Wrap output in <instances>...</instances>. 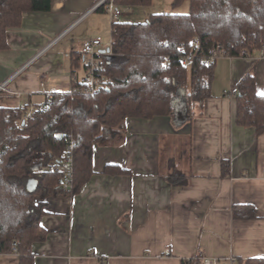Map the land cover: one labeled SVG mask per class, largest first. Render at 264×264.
I'll list each match as a JSON object with an SVG mask.
<instances>
[{
  "label": "crops",
  "instance_id": "crops-1",
  "mask_svg": "<svg viewBox=\"0 0 264 264\" xmlns=\"http://www.w3.org/2000/svg\"><path fill=\"white\" fill-rule=\"evenodd\" d=\"M98 2L51 0L49 12L24 13L20 25L8 29L0 83L9 81L10 93L0 94V108L26 115L44 108L52 93L71 91L73 79L83 74L80 63L72 67L73 55L101 36L103 27L78 31L102 11L93 9ZM248 74L256 94L264 96V57H221L209 97L191 117L186 112L183 123L174 121V106L186 108V90L178 88L171 115L128 118L124 131L106 132L93 147L88 182L73 196L46 200L40 224L47 235L32 245L33 264L264 259V134L237 124L236 98L230 96ZM222 162L229 165L225 177ZM107 166L124 172L105 173ZM172 177L177 180L170 182ZM246 205L256 218H234L233 208ZM0 264H19V257L0 254Z\"/></svg>",
  "mask_w": 264,
  "mask_h": 264
},
{
  "label": "trees",
  "instance_id": "trees-1",
  "mask_svg": "<svg viewBox=\"0 0 264 264\" xmlns=\"http://www.w3.org/2000/svg\"><path fill=\"white\" fill-rule=\"evenodd\" d=\"M114 3L147 7L151 0ZM183 3L188 5L186 13H154L143 22L111 24V54L98 73L105 81L103 89L86 95L73 79L70 92L52 93L44 108L27 118L21 109L0 108V254L15 253L19 264H33L32 245L47 235L40 224L46 200L63 193L60 175L46 166L62 157L70 141L74 172L66 194L73 196L93 174V147L106 132L124 131L128 118L171 115L172 96L178 88L186 90L184 104L191 117L195 106L210 95L215 61L210 66L204 63L210 51L219 45L227 56L242 57L264 44V0H171L173 9ZM50 9L51 0H0V50L8 48L7 31L20 25L24 13ZM188 53L192 54L190 68L180 62ZM71 64L79 65L77 54ZM235 87L237 124L264 134V96L256 94L254 76L245 75ZM228 169V163L222 162V176L228 175ZM104 172L124 171L107 166ZM30 180L37 181L32 192L27 189ZM233 216L253 219L256 210L236 206ZM198 263L197 257L182 261ZM242 264H264V259Z\"/></svg>",
  "mask_w": 264,
  "mask_h": 264
},
{
  "label": "built area",
  "instance_id": "built-area-1",
  "mask_svg": "<svg viewBox=\"0 0 264 264\" xmlns=\"http://www.w3.org/2000/svg\"><path fill=\"white\" fill-rule=\"evenodd\" d=\"M102 6L103 9L110 15V33L112 31L111 24L116 22L118 18L122 15V10L129 12L131 7H117L114 3V0H99V2L93 7L97 9ZM106 6V8H105ZM111 44V38H110ZM110 44L106 51L102 50V40L100 37H95L93 39L87 40L82 44L81 50L79 52V63L81 69L83 70L82 77L78 80L81 85L80 91L86 95H91L105 87L104 79L98 75L103 60L110 56ZM197 41L195 40L192 46H196ZM181 51L185 52L184 46H181ZM260 57H264V44L259 50L256 51ZM250 56L249 54H242V57ZM221 57H229L225 54L221 46L214 47L207 59H205V65L210 66L214 61ZM181 65L186 68H190L192 65V54H184L180 60ZM9 81L0 83V94L10 93L7 88ZM18 95L17 93H13ZM237 94V88L233 87L230 91V96H235ZM28 114L24 116L27 118ZM46 169L49 172L57 173L60 175V187L63 193H67L71 188V183L73 179L74 172V159H73V144L70 141L65 148V151L62 157L57 161H51L46 166ZM236 260L234 258L230 259V264H235ZM203 264H220L217 260L206 259L203 261Z\"/></svg>",
  "mask_w": 264,
  "mask_h": 264
},
{
  "label": "rangeland",
  "instance_id": "rangeland-1",
  "mask_svg": "<svg viewBox=\"0 0 264 264\" xmlns=\"http://www.w3.org/2000/svg\"><path fill=\"white\" fill-rule=\"evenodd\" d=\"M106 8V6H105ZM104 10V9H103ZM101 12H97L94 15V18L86 21L79 29L78 31L86 33L89 32V27H92L93 30H101V36H99L102 40V50L105 49L104 47H108L110 44V22L111 17L110 15L104 10ZM188 10L187 3H183L181 6H179L176 9H173L171 6V0H151V3L147 7H131V11L126 12L122 10V15L118 18L119 21H125V22H143L146 20L147 16L149 14L154 13H186ZM103 22V26H101V23ZM106 24V26H105ZM220 59V58H218Z\"/></svg>",
  "mask_w": 264,
  "mask_h": 264
},
{
  "label": "water",
  "instance_id": "water-1",
  "mask_svg": "<svg viewBox=\"0 0 264 264\" xmlns=\"http://www.w3.org/2000/svg\"><path fill=\"white\" fill-rule=\"evenodd\" d=\"M186 108L184 109L183 104H180L178 106H174V121L177 125L183 123L185 121V113H186ZM37 186V181L35 180H30L27 184V189L29 191H34Z\"/></svg>",
  "mask_w": 264,
  "mask_h": 264
}]
</instances>
